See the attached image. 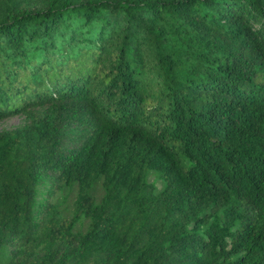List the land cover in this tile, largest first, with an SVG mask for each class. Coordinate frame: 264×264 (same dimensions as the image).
<instances>
[{"label": "trees", "instance_id": "1", "mask_svg": "<svg viewBox=\"0 0 264 264\" xmlns=\"http://www.w3.org/2000/svg\"><path fill=\"white\" fill-rule=\"evenodd\" d=\"M17 115L0 264H264V0H0Z\"/></svg>", "mask_w": 264, "mask_h": 264}, {"label": "rangeland", "instance_id": "2", "mask_svg": "<svg viewBox=\"0 0 264 264\" xmlns=\"http://www.w3.org/2000/svg\"><path fill=\"white\" fill-rule=\"evenodd\" d=\"M25 124H26V120L21 115L5 118V119L0 120V132L12 131L14 129L22 127ZM156 186L157 188H159L158 183H156ZM47 190H48V183H45V185L40 189L38 199H37L40 205H42L47 199V194H46Z\"/></svg>", "mask_w": 264, "mask_h": 264}]
</instances>
